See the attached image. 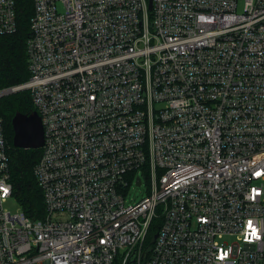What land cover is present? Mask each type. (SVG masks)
Returning <instances> with one entry per match:
<instances>
[{"label": "built area", "instance_id": "built-area-1", "mask_svg": "<svg viewBox=\"0 0 264 264\" xmlns=\"http://www.w3.org/2000/svg\"><path fill=\"white\" fill-rule=\"evenodd\" d=\"M32 3L45 214L5 208L0 118V264H264V0Z\"/></svg>", "mask_w": 264, "mask_h": 264}, {"label": "trees", "instance_id": "trees-1", "mask_svg": "<svg viewBox=\"0 0 264 264\" xmlns=\"http://www.w3.org/2000/svg\"><path fill=\"white\" fill-rule=\"evenodd\" d=\"M15 9L16 31L10 35H0V91L17 88L29 78L26 44L33 15L32 0H15ZM33 111L34 107L27 90H18L0 97V118L9 147L12 201L28 219L36 221L42 219L45 214L43 194L34 175L41 149L13 148L11 130V119L16 113L29 115ZM153 229L151 234L154 232Z\"/></svg>", "mask_w": 264, "mask_h": 264}, {"label": "water", "instance_id": "water-1", "mask_svg": "<svg viewBox=\"0 0 264 264\" xmlns=\"http://www.w3.org/2000/svg\"><path fill=\"white\" fill-rule=\"evenodd\" d=\"M149 5H151V0H149ZM10 93H12L11 90L1 91L0 97ZM11 130L13 148L21 150H39L42 148L44 144V132L37 112L33 111L29 115L16 113L11 119ZM133 258L134 256L128 264H134Z\"/></svg>", "mask_w": 264, "mask_h": 264}, {"label": "rangeland", "instance_id": "rangeland-1", "mask_svg": "<svg viewBox=\"0 0 264 264\" xmlns=\"http://www.w3.org/2000/svg\"><path fill=\"white\" fill-rule=\"evenodd\" d=\"M146 194L145 192V184L144 186H142L141 188H135V187H132L129 191V195L127 197V200L130 201V200H139L141 199L142 197H144ZM5 208L9 211H12L14 212L17 208L15 202L13 201H10L8 204L5 205Z\"/></svg>", "mask_w": 264, "mask_h": 264}, {"label": "snow or ice", "instance_id": "snow-or-ice-1", "mask_svg": "<svg viewBox=\"0 0 264 264\" xmlns=\"http://www.w3.org/2000/svg\"><path fill=\"white\" fill-rule=\"evenodd\" d=\"M249 227H251V222H249ZM253 234H255V230H253Z\"/></svg>", "mask_w": 264, "mask_h": 264}]
</instances>
